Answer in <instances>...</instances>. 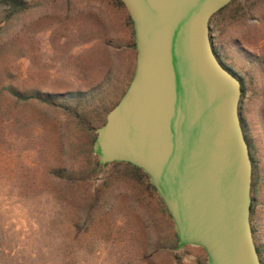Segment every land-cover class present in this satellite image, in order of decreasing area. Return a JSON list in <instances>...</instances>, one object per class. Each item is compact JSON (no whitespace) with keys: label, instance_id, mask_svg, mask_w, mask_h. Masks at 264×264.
Wrapping results in <instances>:
<instances>
[{"label":"rangeland","instance_id":"rangeland-1","mask_svg":"<svg viewBox=\"0 0 264 264\" xmlns=\"http://www.w3.org/2000/svg\"><path fill=\"white\" fill-rule=\"evenodd\" d=\"M209 29L241 84L254 240L264 202V0H232ZM135 58L119 0L0 1V264H205L200 247L176 251L171 218L141 170L100 166L92 153Z\"/></svg>","mask_w":264,"mask_h":264},{"label":"water","instance_id":"water-1","mask_svg":"<svg viewBox=\"0 0 264 264\" xmlns=\"http://www.w3.org/2000/svg\"><path fill=\"white\" fill-rule=\"evenodd\" d=\"M1 1V0H0ZM135 66L92 153L141 170L169 214L176 251L205 264H261L250 223L252 162L239 116L241 84L218 61L209 21L232 0H119Z\"/></svg>","mask_w":264,"mask_h":264},{"label":"crops","instance_id":"crops-1","mask_svg":"<svg viewBox=\"0 0 264 264\" xmlns=\"http://www.w3.org/2000/svg\"><path fill=\"white\" fill-rule=\"evenodd\" d=\"M260 189L264 190V187ZM261 201L258 200V204L256 207V212H255L256 221L260 223L261 228L259 229L260 233L257 230V233L259 234H256L254 236V242H255V246H256L259 258H261L260 257L261 254H262V257L264 258V202H261ZM252 227L254 230L255 227L254 226Z\"/></svg>","mask_w":264,"mask_h":264}]
</instances>
